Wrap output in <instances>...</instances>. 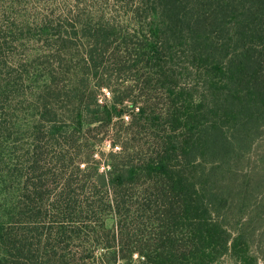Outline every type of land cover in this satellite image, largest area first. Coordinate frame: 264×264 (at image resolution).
Wrapping results in <instances>:
<instances>
[{
  "label": "trees",
  "instance_id": "16d2710c",
  "mask_svg": "<svg viewBox=\"0 0 264 264\" xmlns=\"http://www.w3.org/2000/svg\"><path fill=\"white\" fill-rule=\"evenodd\" d=\"M16 1L0 0V148L10 144L17 156L0 157V264L75 263L78 256L61 249L63 232L81 229L84 235H95L94 217L106 211L115 218L116 263L137 255L139 264H214L234 252L239 242L232 239L222 211L227 200L210 184L214 177L237 176L264 129V0H104L100 7L87 9H81L80 0H69L60 13L45 7L35 17L19 11ZM77 32H82L86 70L82 89L89 88L93 74L117 60L119 71L131 74L137 93L127 132L112 143L120 153L111 156L126 160L112 163L92 185L95 191L105 188L107 203L91 193L92 201L79 202L73 182L58 181L57 167L61 174L69 170L67 154L77 142L73 136L101 121L85 119L89 106L71 123L48 104L41 115L30 116L34 144L23 155L29 168L23 167L22 149L14 138V112L19 98L26 96L25 86L34 87L40 76L35 90L50 103L52 52L61 66L64 61L63 49L53 44L68 42L70 33L77 39ZM30 36L38 38L36 44ZM30 45L40 53L35 56L36 48L28 53ZM100 87L112 90L114 104L129 102L117 99L111 84ZM158 92L164 96L162 109ZM111 110L100 105L97 111L109 115ZM111 120L107 116L108 128ZM146 127L145 137L152 141L147 148L139 145ZM25 170L21 195L2 203L3 196L15 197ZM246 190L234 191L238 208L245 203ZM82 191L88 194L85 186ZM6 208L10 212L5 215ZM133 213L144 221L129 228ZM58 225L63 232L56 234ZM106 227L101 219V230ZM85 248L84 253L95 251ZM104 248L105 256L112 247ZM99 261L103 264L104 258Z\"/></svg>",
  "mask_w": 264,
  "mask_h": 264
},
{
  "label": "rangeland",
  "instance_id": "374dc122",
  "mask_svg": "<svg viewBox=\"0 0 264 264\" xmlns=\"http://www.w3.org/2000/svg\"><path fill=\"white\" fill-rule=\"evenodd\" d=\"M47 0H19L13 2V5L25 16H36L40 11L45 7H50L51 9L56 8L60 13L63 10L62 5H68L69 0H49L48 5H46ZM104 0H80V7L86 8L89 6L100 7L103 5ZM67 10L64 9V13ZM94 13V11H93ZM35 20V19H33ZM117 25L122 27L124 24L121 22L120 18H116ZM80 24L77 23V27ZM71 39L68 42L63 44H56L54 42V47H59L63 49L62 57L63 64L61 66L59 58H57V53L52 52V65H53V79L51 83V91L49 99L50 103L46 101L43 93H38L37 85L40 79V76L36 78L37 83L34 87L30 86L32 83H28L25 86L24 92L26 96L18 99V110L14 112L17 116V127L14 129L16 134L14 138L17 139V145L22 149L20 151V160L23 163L24 168L27 167V158L23 155L27 150L31 149L34 144V126L35 123L31 120V115H41L44 110V105L48 104L49 108L53 110L60 118L66 119L69 123L72 122L74 117L78 115H84V106H89V112L85 119L88 121L94 116L101 120L93 124L86 132L82 134L76 133L73 136L76 139L73 148L69 150L67 154L66 165L69 167V170L66 169L65 174H61L60 167L59 170V180L60 182H68L70 180L74 185V197L79 202L82 200L92 201V198L89 196V193L103 200L105 203L108 202V196L106 190L103 187L96 188L98 174H106L111 170L112 163H119L126 160L124 157L115 156L112 157L113 153H120L117 146H113V142L118 141L119 135H122L127 132L128 125L131 122V115L133 112L130 104L135 101L136 91L134 89V82L131 74H124L119 71V65L117 60L112 61V65L109 66V69H102L100 73L96 76L93 74V80L89 84V88L83 90V81L82 77H85L86 70L82 68V32H77L79 38L76 39L73 33H70ZM28 40L31 44L37 43L38 38L30 36ZM40 42V41H38ZM35 50V56L40 53L39 47L35 45H30L28 47V53L31 50ZM55 49V48H53ZM16 53L19 56H23V52H20L18 49ZM16 53H14L16 55ZM43 61V60H39ZM37 62L36 67H40L41 63ZM106 70V71H105ZM33 71V69H31ZM104 83L112 86L113 93H115L117 99H122L124 97L126 101L123 105L118 106L114 104L116 100L112 94V90L109 88L100 87ZM31 87V88H30ZM30 88V89H28ZM34 92L35 97H32ZM82 92L86 95L82 101ZM22 93V92H21ZM19 92L15 93V96H20ZM157 101L159 102V109H162V101L164 98L161 92L156 94ZM159 99V100H158ZM107 107L112 109L109 113L110 118L112 117L110 126L108 128L107 116L104 112H98L99 106ZM98 112V114H97ZM122 114V116L119 115ZM159 116V115H157ZM36 119V118H35ZM61 121V120H60ZM74 127V125H72ZM144 127V126H143ZM112 128V130H110ZM144 136L140 139L139 145L147 148L151 144V139L145 137L149 133V127H146ZM72 129V128H71ZM141 130L144 131V129ZM83 136V142H82ZM25 142L24 144L21 143ZM123 147L126 145V142L122 143ZM3 148H0V157L2 159H16L17 156L12 151L10 144L3 145ZM32 155V151H31ZM119 155H123L122 153ZM77 167L83 171V173H77ZM208 165L206 166V168ZM76 175L70 176V169ZM209 169L207 168L206 171ZM27 170L24 171V176L22 178L21 184L16 189L15 197L13 195L3 196L2 203L6 204L13 202L17 197L21 195V188L24 183L27 181V175L25 174ZM67 173V174H66ZM202 178L201 175L197 176V181L200 182ZM233 178V179H232ZM226 178H212L211 181H214L210 184L212 190H217L218 194L227 200L226 206L223 207V213H226V219L224 223L230 232L232 239L238 240V245L236 250H233L223 256L219 261L214 264H264V129L261 132L260 136L256 139L253 147L250 149L248 156L240 164L238 174L235 177ZM215 180H220L219 182ZM94 187H93V186ZM87 189L86 194L82 191L83 187ZM246 187V193L244 197L245 203L240 208L237 204L238 199L233 200L235 195L234 191L239 192L241 187ZM4 188L0 187V196L2 195ZM236 206H235V202ZM231 208H235L234 210ZM10 208L4 209V214L10 212ZM92 216V215H91ZM95 223L93 227L96 229L97 234H82V230L73 229L76 226L70 229V226L65 225L68 231L75 232H66L60 230V226L57 227L55 233L63 232L62 242L60 245L62 248H65V251L70 254V257L77 255V262H71V264H98L102 258H104L103 264H139V258L137 255L132 257V260L126 262L125 260L116 261L113 260V252L115 251L114 247V226L115 218L108 211L103 212L102 214L94 217ZM132 223L129 224V228L136 227L142 223L144 218L133 213L131 215ZM101 219H104L106 222V230H101ZM56 225V224H55ZM78 225V224H77ZM78 227V226H77ZM82 228V225H79ZM69 228V229H68ZM104 238L101 243L97 241ZM126 239V238H125ZM82 241H88L83 243ZM132 241H135L133 238ZM130 241V242H132ZM235 241V242H236ZM128 243V241H127ZM126 244V243H125ZM84 245V246H82ZM104 246L112 247L109 252L106 253ZM85 247H91L95 251L86 252ZM80 249H82L80 251ZM77 252L79 254H77ZM83 255V256H82ZM123 255H127L126 252ZM92 256L91 259L84 262V259ZM103 256V257H102Z\"/></svg>",
  "mask_w": 264,
  "mask_h": 264
}]
</instances>
